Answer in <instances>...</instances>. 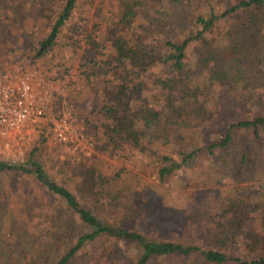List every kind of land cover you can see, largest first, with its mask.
<instances>
[{"label":"trees","instance_id":"obj_1","mask_svg":"<svg viewBox=\"0 0 264 264\" xmlns=\"http://www.w3.org/2000/svg\"><path fill=\"white\" fill-rule=\"evenodd\" d=\"M59 1L36 55L72 34L67 39L80 52L75 82L85 94L84 121L96 153L152 159L162 180L180 167L173 155L160 153L169 144L181 145L176 153L183 160L199 149L221 152L220 167L230 159L245 164L252 156L240 134L264 145V0H113L116 12L96 11L104 29L99 35L72 22L80 0ZM230 109L236 116L227 115ZM221 124L224 131L217 134ZM208 128L214 129L211 140L202 143ZM190 135L194 148L187 154L183 144ZM36 150L24 162L0 159V173L32 175L65 212L44 215L38 209L33 217L49 226L50 241L31 256L15 248L16 218H8L9 231L0 227V233L13 242L0 243V264H264V233L246 228L256 211L252 205L228 202L223 221L197 235V228L185 231L177 223L182 210L155 209L142 191L108 189L99 158L80 155L72 164L73 188L86 204L81 202L48 175ZM73 219L81 233L66 242ZM173 230L182 232L173 238ZM191 235L217 243L204 247L190 242ZM229 245L246 253L231 254Z\"/></svg>","mask_w":264,"mask_h":264},{"label":"rangeland","instance_id":"obj_2","mask_svg":"<svg viewBox=\"0 0 264 264\" xmlns=\"http://www.w3.org/2000/svg\"><path fill=\"white\" fill-rule=\"evenodd\" d=\"M59 0H0V71L4 69L38 70V74L50 79L53 87V96L50 100L43 101L47 119L42 125L26 127L17 133L18 145L12 152L6 153L0 159L13 162L28 160L30 153L37 149L34 157L40 162L48 175L56 181L67 184L77 195L78 199L85 203L82 196L73 188L71 167L74 161L83 154L86 146L84 137H90L92 128L85 123L87 105L85 94L80 93L79 86L75 82L77 78V66L80 52L74 48L67 38L72 35L65 32L58 43L49 52L36 55L38 43L45 37L50 27L49 16L56 13ZM109 8L114 12L117 4L113 0H80L79 7L72 22L86 25L87 29L99 35L103 33L100 17L96 13L100 9L102 15L108 13ZM68 26L66 25V28ZM143 28V27H142ZM73 37H76L74 35ZM44 91V90H43ZM36 94L41 92L35 89ZM71 113L74 127L82 136L79 149H72L55 139L52 134V123L56 116L62 113ZM227 115L236 116L231 109ZM231 119V118H230ZM221 134L224 127L221 124ZM218 127V125L216 126ZM214 131L208 128L202 134V143L211 140L210 134ZM216 132V133H217ZM217 133V134H218ZM186 139L183 147L186 153L193 150L195 136ZM92 139V138H91ZM240 142L245 146L244 150L251 149L252 156L248 157L245 164H240L236 159H230L227 164L220 167L223 155L215 152L213 155L199 149L186 160L180 156L177 150L180 144H169L161 149V154L173 155L180 167L162 180L158 179L156 163L146 157L132 156L127 159L117 160L109 151L96 153L93 147L91 161L101 160L100 172L108 178V189L111 191H142L148 203L153 208L167 206L174 210H182L184 219L177 218V223L187 229L200 234L203 229L213 228L223 220L221 211L228 202L241 201L252 205L256 211L251 212L246 228L252 227L256 231L264 233V145L249 142L248 136L240 134ZM201 144H197L199 147ZM129 156V155H128ZM221 160V161H220ZM237 191H231L232 189ZM32 202V204H31ZM41 207L44 215H56L65 212L54 198L45 190L38 187L32 175L15 172L0 173V227L2 233H7L8 218H16L14 222L18 230L17 242L0 233L2 241L13 242L17 250H24L25 255H33L42 249L50 241L46 230L49 226L38 224V218L33 217ZM164 208V209H165ZM17 210V211H16ZM55 210L54 212H52ZM56 210H59L56 211ZM165 214L163 209H160ZM68 214H66V217ZM68 236H64L66 242L72 241L81 233L80 223L73 219ZM182 231H172V237L177 238ZM57 234V232L54 231ZM169 235V234H164ZM189 241L206 246L217 243L214 240L195 239L191 235ZM238 240L241 239L237 236ZM231 240V243H234ZM215 244L212 246L214 247ZM228 247V246H227ZM231 254L243 255L245 250L240 245H229ZM228 248H224L226 250Z\"/></svg>","mask_w":264,"mask_h":264},{"label":"built area","instance_id":"obj_3","mask_svg":"<svg viewBox=\"0 0 264 264\" xmlns=\"http://www.w3.org/2000/svg\"><path fill=\"white\" fill-rule=\"evenodd\" d=\"M35 89L39 93L36 94ZM44 90V91H43ZM50 79L40 76L38 70L4 69L0 71V155L12 152L18 145L17 133L26 127H36L47 119L43 101L53 96ZM52 134L57 141L72 149H79L82 136L74 127L70 112L56 116L52 123ZM83 154L93 152L94 142L84 137Z\"/></svg>","mask_w":264,"mask_h":264}]
</instances>
